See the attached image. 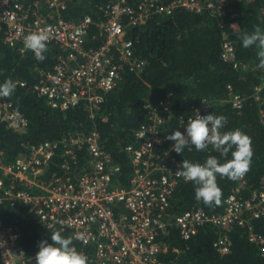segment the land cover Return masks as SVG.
I'll use <instances>...</instances> for the list:
<instances>
[{
	"label": "built area",
	"instance_id": "built-area-1",
	"mask_svg": "<svg viewBox=\"0 0 264 264\" xmlns=\"http://www.w3.org/2000/svg\"><path fill=\"white\" fill-rule=\"evenodd\" d=\"M230 1L107 0L101 6L99 20L85 14L69 21L61 17L67 0H39L34 6L0 0V30L4 42L22 54L27 52L23 46L27 34L47 33V45H57L60 53L52 69L39 71L35 90L52 109L64 111L85 102L94 112L105 94L117 86L124 69L139 75L145 68L146 60L134 55L129 29L144 25L155 14H171L176 8L220 16ZM92 25L98 28L102 42L85 47ZM223 38L221 56L233 59L234 48L224 31ZM230 101L235 109L241 108L239 95H232ZM144 109L146 120L134 130L133 142L124 147L132 167L127 186L114 182L120 167L101 145L97 130L75 131L61 141L31 144L10 163L0 155V187L4 185L3 177L9 178V188L0 202H21L30 207L42 227L68 231L73 246L87 257V264H169L160 259L165 249L161 236L168 226L176 228L184 240L192 238L205 224L217 226L221 232L214 245L222 254L230 249L228 231L235 225L245 227L249 241L264 252V235L250 225L251 218L264 216V177L262 189L248 199L238 195L244 183L241 179L225 198L221 211L191 207L167 215L175 188L185 181L177 174L181 160L172 150L174 142L163 135L167 102H146ZM209 109L204 101L200 110ZM202 111L200 115H204ZM0 122L14 132L27 131V119L10 101L0 100ZM82 148L87 154L86 165L73 173L71 166L77 165L78 150ZM58 153L61 173L50 171ZM20 238L17 225L0 220L1 264H28Z\"/></svg>",
	"mask_w": 264,
	"mask_h": 264
},
{
	"label": "trees",
	"instance_id": "trees-1",
	"mask_svg": "<svg viewBox=\"0 0 264 264\" xmlns=\"http://www.w3.org/2000/svg\"><path fill=\"white\" fill-rule=\"evenodd\" d=\"M18 1L34 6V2L39 0ZM106 1L67 0L61 17L77 21L90 14L97 21ZM257 28L264 31V0H231L220 16L183 8H176L168 15H153L144 25L128 31L134 43V55L146 60L144 70L137 75L124 69L117 86L105 94L104 101L94 112L85 102L64 111L52 109L35 90L39 71L52 69L56 62L60 53L57 45L48 44L44 53L46 59L37 61L32 52L22 54L17 48L8 46L0 30V84L11 80L16 85L10 97H0V100L12 102L28 121L27 131L23 134L0 122V155L5 163H10L31 144L61 141L75 131L88 133L96 129L101 145L120 167L114 182L127 186L132 167L124 147L133 142L134 130L146 120L144 104L167 102V121L163 127V135L167 136L174 130L183 131L188 118L195 115L196 110L202 111V103L206 101L210 109L202 111V114L212 112L225 116V131L239 129L250 139L251 164L241 178L244 183L238 191L242 199H248L262 189L264 177V68L258 66L259 49L255 46L243 48L240 38ZM223 31L233 45V59L221 56L225 41ZM101 42L98 28L92 25L85 47H96ZM232 95L242 98L239 110L231 104ZM59 156L60 153L50 171L62 172ZM78 156L77 165L71 166L73 173L82 171L86 165L84 148L78 150ZM177 156L181 163L182 160L204 163L209 156H216L221 163L224 162V158L211 146L203 151L186 148ZM228 158H231L230 154ZM241 179L231 181L218 176L221 200L219 205L211 206L195 199L196 186L192 182L181 181L172 194L167 215L191 207L221 211L225 198L235 191ZM3 181L0 197L9 188V178L3 177ZM0 220L20 228L19 243L28 264H35L34 254L38 251L39 242L48 239L54 231L71 238L68 231L42 227L30 207L21 202L10 205L8 201H1ZM250 225L255 232L264 235V216L251 218ZM220 232L217 226L205 224L192 238L184 240L176 228L168 226L167 233L161 236L165 249L160 259L169 264H264V252L259 245L249 241L245 227L235 225L228 231L231 245L225 254L214 245Z\"/></svg>",
	"mask_w": 264,
	"mask_h": 264
},
{
	"label": "clouds",
	"instance_id": "clouds-1",
	"mask_svg": "<svg viewBox=\"0 0 264 264\" xmlns=\"http://www.w3.org/2000/svg\"><path fill=\"white\" fill-rule=\"evenodd\" d=\"M48 39L44 32L29 33L23 40L24 49L33 52L37 61H44ZM240 39L243 48L255 46L259 49L258 66L264 68V31L257 28L253 33L243 34ZM15 88L13 81L6 80L0 84V97H10ZM194 113L187 120L183 132L176 130L166 138L174 142L172 150L177 154L186 148L203 151L211 146L224 158L221 163L216 156H209L203 164L182 160L177 171L185 181L196 186L197 201L208 206L219 205L222 192L217 177L237 181L248 172L252 159L250 139L239 129L225 131L227 119L223 115H214L212 112L200 115L199 110ZM34 260L35 264H87V257L73 246L72 238L63 236L59 231H54L48 239L39 242Z\"/></svg>",
	"mask_w": 264,
	"mask_h": 264
}]
</instances>
